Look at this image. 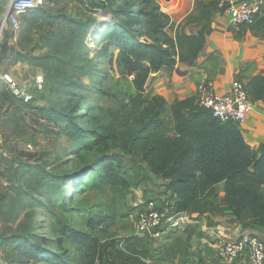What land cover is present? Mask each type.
<instances>
[{"label":"rangeland","instance_id":"1","mask_svg":"<svg viewBox=\"0 0 264 264\" xmlns=\"http://www.w3.org/2000/svg\"><path fill=\"white\" fill-rule=\"evenodd\" d=\"M158 1L162 11L174 4V0ZM139 7L140 0H112L107 7L97 5L89 11L74 0H47L43 9L22 18L19 34L7 33L0 40V264H46L27 261L22 251L16 250L18 240L33 235L50 241L63 239L69 261L76 264H85L86 258H95L94 264H139L145 263L143 257L162 258L144 249L132 250L138 240L147 243L134 233L138 202L132 190L140 187H136L142 176L140 158L114 150L111 138L106 147L95 145L92 138L80 147L64 136L62 125H53L45 117L47 110L65 108L73 114L75 106L87 105L90 123L86 127L99 134L106 127L122 131L125 122L132 123L128 116L144 108L149 95L145 90L147 99L133 106L135 75L119 68V51L108 42L115 27L111 23L113 12ZM137 30L143 31L140 27ZM105 49L107 58L101 54ZM19 63L24 69L18 75L13 67ZM13 74L19 78L17 84L33 93L29 105L14 95L10 87L15 82L10 78ZM39 77L43 80L41 87L36 83ZM65 80L80 81L90 87L91 93L85 96L80 92L68 104L60 91ZM162 122L152 136L171 139L169 113L165 112ZM104 155L118 156L115 171H128L126 178L134 187L126 190L103 185L99 167L84 181L83 177L77 180L75 175L81 168L95 165ZM28 166L62 177L63 192L56 185L46 186L45 176L28 175ZM155 189V197L161 196L160 186ZM76 234L79 245L81 236L88 238L85 247L79 248L71 239ZM43 248L55 250L52 243Z\"/></svg>","mask_w":264,"mask_h":264},{"label":"trees","instance_id":"2","mask_svg":"<svg viewBox=\"0 0 264 264\" xmlns=\"http://www.w3.org/2000/svg\"><path fill=\"white\" fill-rule=\"evenodd\" d=\"M74 1L89 11L94 10L97 5L107 7L112 4V0H99L98 4L95 0ZM221 1L223 0H210L209 4L203 0L198 1L196 14L189 16L186 21L191 23L200 18L209 23L212 18L211 5ZM113 13L111 23L115 27L111 25L113 30L108 45L119 51V68L128 75H135L132 81L134 107H138L147 99L144 87L151 73L163 68H172L179 59L192 62L204 49L206 34L209 32L208 25L203 26L197 35L187 34L180 27L173 38L166 31L171 18L162 11L158 0H140V7L135 10ZM261 14L262 17L253 22V29L264 26V8ZM102 15H106V12ZM138 27L143 31L137 30ZM101 54L107 58V49ZM89 75L93 73L90 72ZM60 85L61 96L67 98L68 104H71L80 92L85 93V96L91 93L90 87L80 81L65 80ZM247 90L252 101L263 100L264 77L258 75L251 78ZM81 107H85V110L80 109ZM87 107L77 105L73 108V114L67 113L65 108H54L47 110L45 117L53 125H62L64 136L80 147L91 138L95 145L102 144L106 147L111 138L114 150L126 151L129 155L140 158L143 164L142 176L140 181L136 182V187L149 181L153 175L168 181L166 190L171 191L173 196L159 204L160 206H165L170 200L174 202L177 212L194 213L199 210L202 199L216 185L223 183L225 203L235 219L245 228H259L264 231V145L259 151L252 149L239 125L214 118L210 112L196 104V98L176 100L168 112L172 119L171 139L155 138L152 133L156 128L163 126L162 116L167 108L163 99L148 96L147 105L128 116L127 120H132V123L125 122L124 130L110 131V127H106L99 134L86 127L90 123V113L86 115L90 108ZM117 157L104 155L95 165L86 164L75 175L77 180L83 177L84 181L99 167L103 185L130 190L134 186H131L126 178L128 171L116 172L114 169ZM37 170L36 166L27 167L28 175L45 176L46 186L56 185L60 192H63L62 177L43 174ZM70 237L77 243V234ZM18 241L20 242L16 244V250L22 251V258L27 261L76 264L69 261V252L63 246L64 240L61 238L50 241L33 235L29 239L21 238ZM84 241H88V238L81 236L80 245L77 243L79 248L86 246ZM49 243L55 246V250L43 248ZM84 262L94 264L95 258H86Z\"/></svg>","mask_w":264,"mask_h":264},{"label":"crops","instance_id":"3","mask_svg":"<svg viewBox=\"0 0 264 264\" xmlns=\"http://www.w3.org/2000/svg\"><path fill=\"white\" fill-rule=\"evenodd\" d=\"M198 1L174 0L173 8L163 11L171 18L167 33L173 38L180 27L190 35H197L205 25L209 28L204 49L196 60H178L174 67L151 73L148 78L146 95L163 99L167 113L176 100L196 98L201 87L208 82L213 84L217 95L225 96L231 92L234 80L241 81L247 89L251 78L258 75L264 77V26L257 29L252 26L262 14L250 25L235 27L230 24V18L220 2L211 5L212 18L209 23L200 18L189 23L186 20L196 14ZM203 1L210 3V0ZM261 2L263 9L264 0ZM13 69L19 75L24 66L19 63ZM10 78L19 83L18 76L16 78L13 74ZM252 102L253 109L240 128L250 147L259 151L264 145V99ZM167 184L168 181L153 175L149 181L133 189L138 202L136 207L145 202L148 196L155 198L157 186H160L166 199L172 197L173 193L166 190ZM201 206L190 213L193 220L186 229L174 232L157 243L145 240L147 243L143 244L138 240L134 242L133 250L144 249L146 253H156L162 257L160 260L143 257L141 259L145 264H226L213 253L212 247L218 240L233 241L242 235L252 234L264 241L263 230L245 228L228 210L223 183L216 185L202 199ZM235 264L247 263L238 260Z\"/></svg>","mask_w":264,"mask_h":264},{"label":"built area","instance_id":"4","mask_svg":"<svg viewBox=\"0 0 264 264\" xmlns=\"http://www.w3.org/2000/svg\"><path fill=\"white\" fill-rule=\"evenodd\" d=\"M45 5L46 0H0V40L7 33L19 34L22 18ZM220 6L229 16L230 24L240 27L252 24L261 15L263 3L261 0H223ZM42 82L41 77L36 80L39 87ZM10 87L24 105H29L34 100L30 89L23 88L16 82H12ZM196 104L210 112L214 118L239 126L248 119L253 109L248 90L239 80L233 81L231 92L225 96L217 95L213 84H204L198 92ZM27 147L31 149L32 145L28 144ZM162 194L139 205L134 225V233L139 238L157 243L174 232L186 229L193 220L190 214L177 212L173 201L169 200L165 206H160L165 200ZM213 249L217 257L226 264H235L238 260H245L247 264H264V241L252 234L242 235L233 241L218 240Z\"/></svg>","mask_w":264,"mask_h":264},{"label":"water","instance_id":"5","mask_svg":"<svg viewBox=\"0 0 264 264\" xmlns=\"http://www.w3.org/2000/svg\"><path fill=\"white\" fill-rule=\"evenodd\" d=\"M235 2H240V1H250V0H234ZM180 61H183L182 59H179Z\"/></svg>","mask_w":264,"mask_h":264}]
</instances>
